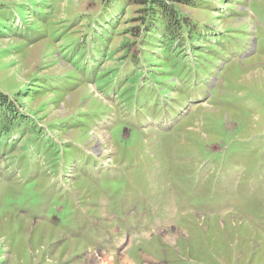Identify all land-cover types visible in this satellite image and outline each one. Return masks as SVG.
<instances>
[{"label": "rangeland", "instance_id": "1", "mask_svg": "<svg viewBox=\"0 0 264 264\" xmlns=\"http://www.w3.org/2000/svg\"><path fill=\"white\" fill-rule=\"evenodd\" d=\"M157 1L0 0V264H264V0Z\"/></svg>", "mask_w": 264, "mask_h": 264}, {"label": "trees", "instance_id": "2", "mask_svg": "<svg viewBox=\"0 0 264 264\" xmlns=\"http://www.w3.org/2000/svg\"><path fill=\"white\" fill-rule=\"evenodd\" d=\"M142 2H145V1H142ZM157 4H158V6H160V11H158L157 13H156V15L158 14V13H160V14H165V17H166V22H169L171 19H172V21L174 20V19H179L180 18V14H179V12H178V10H176V9H174V8H172V7H170V6H168V5H166V3L164 2V1H161V0H159V1H157ZM156 19V18H155ZM2 95V94H1ZM8 103V102H7ZM7 103H5V101H4V98L2 99V98H0V106L1 105H3L4 107H7L5 104H7Z\"/></svg>", "mask_w": 264, "mask_h": 264}, {"label": "bare ground", "instance_id": "3", "mask_svg": "<svg viewBox=\"0 0 264 264\" xmlns=\"http://www.w3.org/2000/svg\"><path fill=\"white\" fill-rule=\"evenodd\" d=\"M101 134H102V133H101ZM101 134H100V135H101ZM104 134H105V133H103L102 135H104ZM101 137H102V136H101ZM95 138L98 139L97 142H101V141H102L101 138H100L98 135H96ZM102 138H103V137H102ZM93 141H94V140H93ZM87 257H88L89 259H93V258H94V255L90 253V254L87 255ZM148 261H151V260H150V259H148V260L146 259V262H148ZM152 262H153V261H152Z\"/></svg>", "mask_w": 264, "mask_h": 264}]
</instances>
